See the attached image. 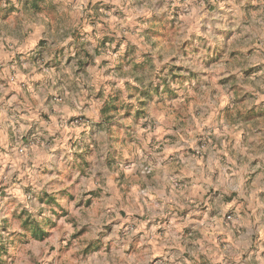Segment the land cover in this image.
<instances>
[{
	"label": "rangeland",
	"instance_id": "1",
	"mask_svg": "<svg viewBox=\"0 0 264 264\" xmlns=\"http://www.w3.org/2000/svg\"><path fill=\"white\" fill-rule=\"evenodd\" d=\"M37 1L38 10L32 8V0H16V6L8 5L4 19L8 24L10 16L14 20L11 28L8 25L6 28H21L22 33L25 24L32 26V32L37 26L46 27L49 32L42 35L31 51L44 54L37 56L42 70L51 69L56 66L50 59L52 54L66 52L63 46L48 45L53 40L54 22L47 28V18L55 21L59 6L88 14L87 23H100V30L105 34L94 40L79 39L82 36L77 35L80 22L76 11L72 25L75 29L72 36L76 39L73 71L79 73L81 85L94 83L102 98L112 96L118 100L109 110L111 118L107 122L103 120L102 109L99 117L79 115L69 121L84 129L79 134L87 140L88 163L78 162L67 172L80 170L81 178L101 184L104 194L100 196L104 200L94 192L76 188L73 195L59 191L55 197L52 192L50 196L54 197L49 198L50 202L47 200L46 206L34 204L28 206L30 211L21 203L16 204L17 198L12 203V196L0 191V243L3 241L7 249L3 264H132L133 261L138 264H264V233L254 215L255 211L259 217L263 204L258 203L264 201L255 196L264 185V178L259 175L264 168V0ZM13 9L18 14L14 15ZM111 27L113 31H109ZM70 57L66 65L71 64ZM102 57L109 60H101ZM89 63L103 65L104 78L93 82L99 72L92 67L87 69ZM9 70L14 72L12 67ZM164 77L169 81L168 87L163 84ZM11 81V77L0 80V89H10ZM67 82L71 83L70 79L39 80L37 86L44 93L54 87L63 88ZM157 85L159 90L155 91ZM143 87H148L150 98L143 97ZM56 99L62 100L60 96ZM141 100H146L144 107ZM49 101L42 102L40 107L47 106ZM150 112H154V117ZM41 117L52 123L46 110ZM77 119L80 122L76 123ZM159 121H164L165 128L174 123V130L181 132L179 140L194 136L185 151L211 161L208 172L215 186L209 191H200L195 200L198 204L212 194L213 207L208 210L205 201L199 203L198 225H181L179 222L183 221L176 218L177 225L169 227L170 216L155 211L156 208L136 215L152 231L145 244H141L147 245L146 248L134 247L128 237L131 215L129 200L123 197L126 193L122 191V199L117 201L109 199L118 195L116 191L121 185L131 186L126 183L125 170L135 162L136 146L143 151L142 159L155 160L152 152L159 151L163 144L153 146L147 136ZM193 127L195 133L191 134L187 129ZM41 129L35 126L23 135L20 141L24 143L19 150L26 149L28 144L51 145L61 134L45 136L47 130ZM174 135L164 143L174 144ZM78 142L77 139L70 144L74 155L82 148ZM112 149L120 159L114 179L102 175L106 165H110L107 162L113 155ZM99 160L101 164H95ZM93 164L98 166L94 176ZM141 170L146 175L141 183L146 186L152 181V167L144 165ZM13 183L20 181L15 178ZM23 186L30 200L36 186L34 183ZM59 196H65L63 208L54 202ZM245 197L249 198L248 203ZM188 210L185 207L176 211L184 216ZM205 217L206 222L201 223ZM215 217L224 231L217 232ZM28 219L48 230V236L42 240L35 238L23 226ZM119 219H123L121 225ZM67 224L73 228L71 233Z\"/></svg>",
	"mask_w": 264,
	"mask_h": 264
},
{
	"label": "crops",
	"instance_id": "2",
	"mask_svg": "<svg viewBox=\"0 0 264 264\" xmlns=\"http://www.w3.org/2000/svg\"><path fill=\"white\" fill-rule=\"evenodd\" d=\"M60 1L62 0H55L53 3H58ZM10 4L16 6V0H0V80H9L10 77L12 78L10 89H0V92L6 94H0V191H6L7 194L11 195L12 197H10L13 199L12 203H14L16 201L14 199L17 198L16 204L21 203L22 206H26L30 211L31 208H28V206H33L34 204L46 206V202L49 197H51L50 194H52V192H54L55 197L56 192L59 191L64 192L63 194L69 192L70 195H73L74 190L78 188L86 193L94 192L96 197L102 199L100 194H104V188L101 184L97 181H89L84 177L81 178L80 170H73V172L70 173L67 171L71 166H77L78 162L83 164L84 162L88 163V155H86L87 151L85 147V142L87 140L84 135L79 134V130L84 129L69 124L70 119L79 115H84L88 118H92V116L99 117L101 109L107 99V96L102 98V96L99 95V89L95 88L96 84L94 85V83H91L86 87L81 85L79 73L73 71L72 67H75V58H73L75 52L73 50L76 39L72 36V33L75 31L72 25L76 19H78L80 25L76 27V29H78L77 35L82 36L79 38L81 40L84 39V37L94 40L100 37V34H105V31L102 32L100 30L101 24L96 23V21L93 22V24H88L85 18L88 14L81 13L80 9H76L74 13L67 11L65 6L57 7L55 21H49L48 18L46 20L47 28L54 22L51 30L53 40H51L48 45L50 46L52 43L51 46L53 48L56 45L63 46L65 47L66 53L62 55L60 52L58 56L52 54L50 59L54 60L56 66L51 69L44 68L42 70L37 61L39 60V55L44 56V54L41 51L31 50L38 45L42 35L49 31L46 27L37 26L33 30L34 32H32V26L28 24H25L22 33L20 30L21 28L16 30L15 27H13V31L7 29L6 26L8 25L7 27L11 28V21L14 20V17L10 16L8 18L10 23L8 24L4 19L6 16V7ZM65 4L67 5V2H65ZM76 11L77 15L75 19L74 14H76ZM64 12H66V15H63ZM13 14H18L16 9H13ZM69 17H71V19H69ZM110 30L113 31L114 28L111 27L109 31ZM54 34L56 37H54ZM79 39L78 43H80ZM46 54L48 55V53ZM69 56H71L69 60L72 66L71 64L66 65L68 60L67 57ZM103 59L109 60L105 57L101 58V60ZM95 60L97 59L94 58V61ZM23 66H27L29 69L22 70ZM11 67L14 69L13 73L9 70ZM86 67L87 69L92 67L93 71L97 69L98 72L102 74L101 76L99 73H96L93 82H98L100 77L104 78L101 71L105 68L100 63H93V66L89 63ZM63 77L65 80L70 79L71 83L67 82V86L63 88L54 87L50 90L48 89V91L45 90L44 93H40V90H38L37 81H59L64 79ZM58 96L62 99L61 101L56 99ZM47 101H49L47 106L40 107L42 102L47 103ZM43 110L50 113L52 117L51 124L41 117ZM150 115L154 117V112H150ZM163 122L164 121H159L157 128L149 132L147 136L148 142H151L153 146L156 143L163 144V147H160L159 151L152 152L155 160H149L147 157L142 159L143 151L140 147L138 148V146H136L135 151L137 155L133 157L135 162L129 169L125 170L127 173L126 178H128L126 183L131 186L127 187L121 185L120 189L116 186L118 195H113L109 199L117 201L118 198L122 199L120 197L122 191L126 193L123 197L126 196L129 200L131 215L128 218V223H130L129 226H131V233L128 237L129 242H133L134 247L146 248L147 245L143 247L141 244H145L152 231H149L147 229L148 227H145L144 221L136 217V215L142 214L151 208H156L154 209L155 211H160L159 213L170 216L169 227H171V225H177L176 218L183 221L179 222L181 225H198L201 218L199 203L205 201L208 210L213 207L212 194L205 199L202 198L198 204H196L195 200L197 195H200V191H209L215 186L208 172L209 169H211V161L209 162L205 156L198 157L194 154H188L185 148L191 145V142L194 141V136H187V138L179 140L181 132L177 129L174 130V123L170 124V126H168L169 128H165ZM201 125L202 124L199 123L200 127ZM35 126H41L42 131L47 130L45 136L54 135L56 132L61 134L57 139L54 138L55 143L53 142L51 145L43 144L42 147H40L34 144H28L26 149L20 151L18 147L21 146V143H24V141H20V138L26 133L33 131V127ZM190 130L191 134L195 133V127L187 129L188 132ZM173 134H175L174 136L176 138L174 144L164 143L169 137H172ZM77 139L82 148L80 153L76 152V155H74L70 144ZM14 143L16 146H14ZM10 146H13V148H9ZM111 152L113 155H110L108 158L109 162H107L110 163V165L105 164V171L102 175H109V178L112 176L114 179L119 172L117 168L120 159L118 154H114V149H112ZM105 153H108V150ZM98 163L101 164L100 160L97 163L95 162V164ZM144 165L152 167V172L150 174L152 181L146 183V186L141 183L146 177L141 170ZM97 169L98 166L95 167L94 164L91 165L93 176L96 175ZM259 175L264 178V168H261ZM15 178L19 180L20 183H13V179ZM230 179L231 176L229 177V180ZM30 183H34L36 189H33L34 193L30 195V200H27L23 185H28ZM89 196L91 195L89 194ZM255 196H259L264 200V185ZM61 198H63L62 201ZM41 200H43L44 203H41ZM63 200H65V196H59L54 202L59 207L63 208ZM107 200L108 199H105V201ZM245 201L248 203L249 198L245 197ZM1 202L2 197H0V203ZM101 202L102 204L104 203L103 201ZM261 204H263V207L261 208L259 217L255 211L254 215L257 218L256 223L262 225V232L264 233V201H259L258 205ZM185 207L189 208L187 214L179 216L176 210ZM247 207L250 209L251 205ZM118 215L119 214H117V216ZM218 219V217L213 219L217 221V232L224 231L225 228ZM119 220V225H121V220L123 219ZM205 222L206 217L202 219L201 223ZM123 223L125 224V222ZM119 225L117 226L118 228ZM215 227L216 226H213V229L216 231ZM66 228L69 230V233L73 231L71 224H67ZM57 252L59 253L58 250ZM133 256L135 258L136 253H134ZM132 264L138 263L133 261Z\"/></svg>",
	"mask_w": 264,
	"mask_h": 264
},
{
	"label": "trees",
	"instance_id": "3",
	"mask_svg": "<svg viewBox=\"0 0 264 264\" xmlns=\"http://www.w3.org/2000/svg\"><path fill=\"white\" fill-rule=\"evenodd\" d=\"M30 4H31L32 8H34L36 10H38L40 8L37 0H32V2ZM137 79L140 80V81L142 80L140 78H137ZM163 84H165V86L168 87L169 81L165 77L163 78ZM147 88L148 87H143L142 95H143V97L150 98V91ZM158 90H159V85H157L155 87V91H158ZM117 100L118 99H116V98H114L112 96H109V98L106 99L105 104H104V106L102 108V114H103V117H104L103 118L104 121L107 122L108 119L111 118V116L109 115V110L113 106H116L115 104H116ZM140 102H141L140 104L142 105V107H144L146 100L145 101L141 100ZM140 111H141L140 109L137 111V115L139 114ZM49 198L53 199V196H51ZM51 199H48V201L51 200ZM23 226H25V228H28L30 231H32L33 232V236H35V238H37V239H41L42 240L45 237H47L48 234H49L48 230H45L44 228L39 227L37 222L34 221V220H31V219L24 220ZM5 252H7L6 245H5V243L3 241H1V243H0V264H3V253H5Z\"/></svg>",
	"mask_w": 264,
	"mask_h": 264
},
{
	"label": "built area",
	"instance_id": "4",
	"mask_svg": "<svg viewBox=\"0 0 264 264\" xmlns=\"http://www.w3.org/2000/svg\"><path fill=\"white\" fill-rule=\"evenodd\" d=\"M75 122H76V123H77V122H80V119H79V120H78V119L75 120ZM150 170H151L150 168H147V169H146L147 172H150Z\"/></svg>",
	"mask_w": 264,
	"mask_h": 264
}]
</instances>
